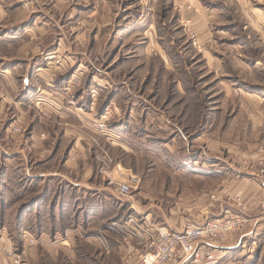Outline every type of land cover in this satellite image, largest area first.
Instances as JSON below:
<instances>
[{"label": "rangeland", "instance_id": "374dc122", "mask_svg": "<svg viewBox=\"0 0 264 264\" xmlns=\"http://www.w3.org/2000/svg\"><path fill=\"white\" fill-rule=\"evenodd\" d=\"M4 1L11 4L14 15L23 0ZM38 1L55 13L63 31L58 36L65 38H57L55 47H60V53L54 58H48L50 50L43 54V61L53 68L48 84L34 80L23 94L21 81L11 92L0 77V236L13 243L8 256H20L21 264H121L119 245H136L137 241L109 226L134 213L135 201L150 210L151 216L145 215L151 220L169 228L181 216L194 218L186 224L218 217L201 216L199 211L216 209L218 189L225 183L214 171L227 168L210 165L214 151L204 148L207 154H202L197 150V134L204 129L211 133L220 112L215 110L219 95L214 93L219 79L208 72L201 54L195 15L205 10L217 42H250L246 58L254 63L261 57L259 29L249 24L247 10H264V0H248L249 7L238 0ZM37 9L30 1L31 14L38 13ZM13 15L9 22L17 20ZM134 16L139 17L138 31L132 25ZM25 25L16 27L22 31ZM35 27L26 28L30 42L25 43L31 45L36 38ZM21 39L6 50L7 58L22 56L21 48H14ZM66 44L75 52L70 53ZM22 95L27 100L21 101ZM49 106L56 111L46 110ZM86 111L92 120L83 117ZM221 155L229 157L226 152ZM187 159L192 166H185ZM129 173L139 181L130 188L131 197L122 198L116 193L119 184H109V177L122 184ZM63 176L76 177V182L90 180L98 188L108 186L110 195L105 201V191L101 194L94 188L93 196L99 197L87 205V192L66 185ZM69 193L77 204H69ZM81 201L86 205H80ZM66 212L73 213L72 221ZM88 235H94L98 244L90 246ZM43 238L56 245H43ZM67 238H75L74 247L63 244ZM24 241L27 246L21 247ZM250 245L244 247L243 256L257 252L258 243L254 248ZM71 248L75 252L72 262Z\"/></svg>", "mask_w": 264, "mask_h": 264}, {"label": "crops", "instance_id": "0c3cea01", "mask_svg": "<svg viewBox=\"0 0 264 264\" xmlns=\"http://www.w3.org/2000/svg\"><path fill=\"white\" fill-rule=\"evenodd\" d=\"M30 1L36 3L38 13L31 14ZM169 1L174 3L179 0ZM238 1H240L241 6L249 7L248 0ZM9 5L11 4H6V1L0 0V71H4V74L0 77L11 92L16 82L21 81L20 89L24 94V92H26L24 89L28 90L30 87L32 88L36 80H41L43 83L45 82V84H48L46 81L50 80L53 68L49 63L43 61V54L47 50H50L48 58H54L58 55L60 53V47H55L56 40H59L57 38L64 39L65 36L64 34L58 36L63 33V31L60 25H58L59 22H57L55 18V13L47 5L39 3L38 0H23L22 4L19 5V10L16 11L14 15L12 10L13 7ZM209 8L212 9V6L210 5ZM247 11L250 14L248 19L251 23L249 24L255 25L259 29L256 35L258 40H260L261 46L258 54H260L261 57L256 59L254 63H251L248 57L246 58V54H250V50L248 49L249 46H247H252L250 42L242 44L225 43V41L217 42L211 36L212 32L209 30L207 24L208 17L205 10L199 9L196 11L197 13L195 15V19L198 22L196 28L200 35L199 40L202 41L201 54L209 68L208 72H211L219 79L217 81L218 85L216 86L218 91L214 93L219 95L217 102L218 106H216L217 108L215 110L220 112L219 115L214 118L215 121H213L211 133L207 134L204 129L201 133L197 134V150L199 151L200 149L202 154H207L204 148L214 151L215 153L211 152L214 156L210 161V165L216 164L218 168H227L226 171L220 169H215L214 171L218 180L221 179L222 182L225 183L222 189H218L221 195L218 196L219 201L215 207L216 209H209L204 213L203 209H201L199 210L202 211L200 215L205 216L213 214L221 216L226 210L235 207V197H241L247 207L245 214L250 218V225L246 233L237 241H233L218 250L220 256L219 264H248L249 262L252 264L251 261H255L254 264L264 263V173H259L256 166V162L260 156H264V10L250 7ZM12 15L17 19L15 22H9ZM138 18L134 16L132 21L135 31L136 28L137 31L139 30V24H137V21H139ZM28 20L30 23H27ZM25 22L26 25L21 26L24 30L18 31L16 26ZM34 24H36V38L30 37V39L32 38V44L30 45L27 44L30 41L27 40L29 37H26L28 31L26 28ZM30 29L32 30V28ZM57 30H59L60 33ZM246 35L250 38L249 34ZM19 37L22 38L20 42H23V45L20 47L19 42L14 48H21L19 55L22 56L13 58L17 57V55H9L8 57H10V59L7 58L5 53L6 50L11 49L13 46L12 42ZM40 39H42L40 43L44 42L42 45L38 43ZM224 44H227V46H224ZM228 46L233 48H229ZM66 49L70 53L73 51L68 44H66ZM14 60L25 62V67L13 64L12 61ZM43 62L46 63V65ZM261 63L263 65L258 67ZM28 96L30 97L29 93ZM20 100H27L26 95H22ZM85 103L88 102L86 101ZM212 107L215 108V106ZM45 109L48 111H56L52 106L45 107ZM85 109H88V106L87 108L85 107ZM210 111L213 110L211 109ZM83 117L86 119H93V115L88 114L87 111L84 113ZM86 124H88V122H86ZM18 150L22 152L23 148H19ZM221 152L228 153L229 157H223ZM198 161L200 160L195 162L198 163ZM202 161L203 160H201V162ZM184 164L185 166L193 165L188 159L186 161L184 160ZM241 168L244 170H241ZM215 173H212V175L215 176ZM201 175H203V173ZM63 178L67 179L65 182L66 185L71 186V184H73L78 186V189L87 192V205H92V202L98 199L99 196L97 198L93 196L96 193L95 191L101 194L105 191L103 193V195H105V201H107V197L110 195L108 186H100L98 188L90 182V180L76 182V177H73L74 180L70 176H63ZM73 185L71 187H73ZM94 188L95 191H93ZM66 198L72 201L69 202V204H77V199L70 193L69 197L67 196ZM134 203L137 205V207H134L137 211L150 215L151 212L148 208H141L137 201ZM83 204L86 205L84 201H81L80 205ZM95 205L97 208L99 207L97 204ZM63 213H65V211H63ZM71 214L73 213L66 212L65 214L69 216L67 219H70V221H72ZM169 220L171 221L173 218ZM187 220L193 221L194 218L188 216V218L182 219L181 216L180 220L176 219L174 221L176 224L169 223V226L175 228L176 226H183L186 224ZM100 222H102V220ZM81 226L83 225L81 224ZM95 227H97V224H95ZM90 228L91 227H89V229ZM83 229L87 231L86 227H83ZM94 231L96 232L97 230ZM93 236L88 235L86 237V242L92 247L95 245L93 244L94 242L98 244ZM72 238L62 240L63 244L68 245V247H74L75 238L74 240H72ZM51 241L52 240L47 241L45 238L42 239L43 245H56L51 244L53 243ZM109 242L112 241L109 240ZM250 243V247L253 248L256 243H258L257 252L255 254L243 256L244 253L242 252L244 251V247H247ZM125 245H119V248L123 249L121 264L126 262L130 264L136 260L137 256H135L134 253L136 254L137 250L140 249V245H138V243L136 245H134V243ZM20 246L25 247L27 244H25L24 241ZM12 247L13 243L8 238L0 236V264H13L11 257L7 254L13 250ZM72 249L73 248H71L70 251L68 250L69 260L71 262L75 257V252ZM125 253L130 254L127 256L128 254L126 255ZM25 260L24 258V261ZM230 260L236 261V263L228 262ZM170 264H174V262Z\"/></svg>", "mask_w": 264, "mask_h": 264}, {"label": "built area", "instance_id": "2783aa9c", "mask_svg": "<svg viewBox=\"0 0 264 264\" xmlns=\"http://www.w3.org/2000/svg\"><path fill=\"white\" fill-rule=\"evenodd\" d=\"M190 22L191 19L186 20V27ZM257 164L259 173H264V157L259 158ZM138 181V176L132 173L127 174V181L122 184L109 177V184H119L117 193L122 198L131 197L130 188ZM246 209L241 197H235V207L221 216L181 228H169L135 210L121 223L112 222L109 227L126 232L140 245L136 260L130 264H219L218 250L237 241L248 230L250 218L245 214ZM29 242L33 244L35 239L30 236ZM12 262L21 264L20 256L12 257Z\"/></svg>", "mask_w": 264, "mask_h": 264}]
</instances>
